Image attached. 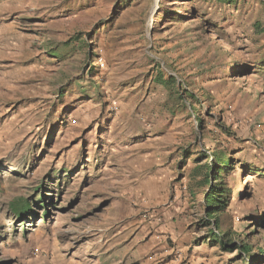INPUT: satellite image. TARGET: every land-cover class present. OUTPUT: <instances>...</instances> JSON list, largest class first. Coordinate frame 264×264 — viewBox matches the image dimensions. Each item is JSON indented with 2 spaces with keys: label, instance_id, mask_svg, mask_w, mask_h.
<instances>
[{
  "label": "rangeland",
  "instance_id": "obj_1",
  "mask_svg": "<svg viewBox=\"0 0 264 264\" xmlns=\"http://www.w3.org/2000/svg\"><path fill=\"white\" fill-rule=\"evenodd\" d=\"M165 248L264 264V0H0V264Z\"/></svg>",
  "mask_w": 264,
  "mask_h": 264
},
{
  "label": "trees",
  "instance_id": "obj_2",
  "mask_svg": "<svg viewBox=\"0 0 264 264\" xmlns=\"http://www.w3.org/2000/svg\"><path fill=\"white\" fill-rule=\"evenodd\" d=\"M226 166L227 165H225V167ZM216 171L219 173L218 175H215ZM220 177L221 169L218 168L211 169L205 177V183L208 188L204 195V213L206 221L215 226V228L209 233L210 242L215 245L220 244L221 250L227 251L229 248H232V244L229 243L225 236L220 233L221 228L218 221L219 216L224 212L225 207L227 206L224 201L226 198L225 191L213 183ZM15 211L17 215H23V213L30 211V208L29 205L23 204L16 207ZM242 251L244 254L249 253L246 248L241 249V253Z\"/></svg>",
  "mask_w": 264,
  "mask_h": 264
},
{
  "label": "crops",
  "instance_id": "obj_3",
  "mask_svg": "<svg viewBox=\"0 0 264 264\" xmlns=\"http://www.w3.org/2000/svg\"><path fill=\"white\" fill-rule=\"evenodd\" d=\"M215 2L224 7L235 8L236 4L240 2V0H215ZM235 2V4H234ZM207 190H205L206 193ZM204 193V195H205ZM203 209H204V196L202 201ZM210 233V232H209ZM208 233V239L210 242ZM174 249H163V254L160 255V258L155 259L153 255L145 257L147 254V249H131V250H117L115 252V256H118L120 259L118 260V264H179V254H176L177 257L175 259L168 260L171 258L174 253ZM142 257V258H141Z\"/></svg>",
  "mask_w": 264,
  "mask_h": 264
}]
</instances>
